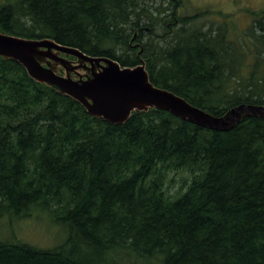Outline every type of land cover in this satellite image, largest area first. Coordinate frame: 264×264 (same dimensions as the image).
Segmentation results:
<instances>
[{
    "label": "trees",
    "instance_id": "obj_1",
    "mask_svg": "<svg viewBox=\"0 0 264 264\" xmlns=\"http://www.w3.org/2000/svg\"><path fill=\"white\" fill-rule=\"evenodd\" d=\"M183 5L0 0V29L124 66L143 58L156 85L215 115L264 104V10L232 38L194 23L209 10L182 15ZM170 170L191 175L175 195ZM39 211L65 240L0 238V264H264V118L219 131L152 108L112 124L0 57V220Z\"/></svg>",
    "mask_w": 264,
    "mask_h": 264
},
{
    "label": "water",
    "instance_id": "obj_2",
    "mask_svg": "<svg viewBox=\"0 0 264 264\" xmlns=\"http://www.w3.org/2000/svg\"><path fill=\"white\" fill-rule=\"evenodd\" d=\"M0 57L20 63L35 81L75 99L90 115L112 124H124L134 112L152 108L215 130H230L248 117L264 118V104L240 103L220 116L197 107L156 85L143 58L135 66H124L114 58L89 55L50 37L29 38L1 29Z\"/></svg>",
    "mask_w": 264,
    "mask_h": 264
},
{
    "label": "rangeland",
    "instance_id": "obj_3",
    "mask_svg": "<svg viewBox=\"0 0 264 264\" xmlns=\"http://www.w3.org/2000/svg\"><path fill=\"white\" fill-rule=\"evenodd\" d=\"M183 3L182 15H193L198 11L209 10L211 13L194 23L203 24L205 29L210 26L221 27L223 30L227 28L225 31L232 38H237V33L243 32L251 25L254 19L253 12L264 10V0H183ZM160 31L165 32L163 29ZM170 35L171 33L165 38H169ZM188 35L189 33H186L184 39H187ZM158 38L154 35L152 39L154 41ZM246 42L249 45V41ZM249 53L245 61L251 64L255 62L256 56L254 57L253 52ZM228 58L235 62L239 60L237 55H229ZM190 176L186 170L168 171L165 182L169 192L175 195L185 189L191 181ZM0 238L11 242L22 241L40 248H53L65 240L66 228L45 211L34 212L31 217L25 219L5 215L0 220Z\"/></svg>",
    "mask_w": 264,
    "mask_h": 264
},
{
    "label": "bare ground",
    "instance_id": "obj_4",
    "mask_svg": "<svg viewBox=\"0 0 264 264\" xmlns=\"http://www.w3.org/2000/svg\"><path fill=\"white\" fill-rule=\"evenodd\" d=\"M73 47V46H72ZM183 97V96H182ZM253 104V103H252ZM196 106V105H195ZM198 107V106H197ZM215 115V114H214ZM220 116V115H219ZM177 117V116H176ZM182 120V119H181ZM184 121V120H183ZM192 123V122H191ZM194 124H196V123H194ZM196 125H198V124H196ZM198 126H200V125H198ZM200 127H202V126H200ZM204 128H206V127H204ZM209 129V128H208ZM211 130H215V129H211ZM219 131H228V130H219Z\"/></svg>",
    "mask_w": 264,
    "mask_h": 264
},
{
    "label": "flooded vegetation",
    "instance_id": "obj_5",
    "mask_svg": "<svg viewBox=\"0 0 264 264\" xmlns=\"http://www.w3.org/2000/svg\"><path fill=\"white\" fill-rule=\"evenodd\" d=\"M73 59V58H72Z\"/></svg>",
    "mask_w": 264,
    "mask_h": 264
}]
</instances>
